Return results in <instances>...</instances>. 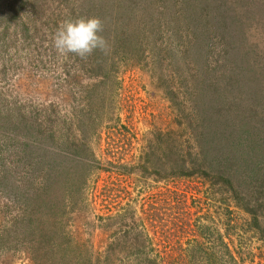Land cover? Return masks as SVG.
<instances>
[{"label": "rangeland", "instance_id": "1", "mask_svg": "<svg viewBox=\"0 0 264 264\" xmlns=\"http://www.w3.org/2000/svg\"><path fill=\"white\" fill-rule=\"evenodd\" d=\"M0 264H264V0H0Z\"/></svg>", "mask_w": 264, "mask_h": 264}, {"label": "clouds", "instance_id": "2", "mask_svg": "<svg viewBox=\"0 0 264 264\" xmlns=\"http://www.w3.org/2000/svg\"><path fill=\"white\" fill-rule=\"evenodd\" d=\"M103 31L99 17L66 19L54 33L53 45L64 56L75 54L84 58L97 50L106 53L109 44Z\"/></svg>", "mask_w": 264, "mask_h": 264}]
</instances>
